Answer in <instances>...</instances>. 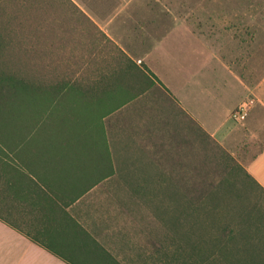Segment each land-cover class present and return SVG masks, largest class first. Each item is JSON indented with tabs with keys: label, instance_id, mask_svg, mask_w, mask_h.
<instances>
[{
	"label": "crops",
	"instance_id": "obj_1",
	"mask_svg": "<svg viewBox=\"0 0 264 264\" xmlns=\"http://www.w3.org/2000/svg\"><path fill=\"white\" fill-rule=\"evenodd\" d=\"M67 1L61 27L77 42L65 49L91 52L77 60L88 69L13 109L0 139V264H165L159 208L195 176L198 129L248 142L245 171L264 191V144L251 150L264 139V74H236L229 55L135 9L141 0Z\"/></svg>",
	"mask_w": 264,
	"mask_h": 264
},
{
	"label": "rangeland",
	"instance_id": "obj_2",
	"mask_svg": "<svg viewBox=\"0 0 264 264\" xmlns=\"http://www.w3.org/2000/svg\"><path fill=\"white\" fill-rule=\"evenodd\" d=\"M134 7L156 12L158 17L153 22L157 26L187 28L212 46L224 63L231 57L229 66L236 74H264V0H141ZM72 9L67 0H0V34L7 42L0 51V74L14 75L29 85L28 90L18 86L1 91L11 114L14 108L42 101L47 88L59 89L62 75L75 76L88 69L78 66L77 60H89L86 55L91 52L65 49L75 46L77 31L61 27L60 14ZM239 49L243 62L238 61ZM263 144L264 139L251 150ZM248 147L246 141L222 146L198 129L195 176L175 180L180 193L166 194L165 210L159 208V218L163 217L165 224V264H181L180 257L189 254L190 250L177 246L185 235L192 243L201 238L206 241L197 243L204 254L211 253L210 244L216 239L227 253L253 259L261 256L256 246L264 242V191L245 171ZM160 201L159 196V207ZM247 214L253 225L250 240L237 236V245H228L224 228L229 225L236 230L243 220L240 216ZM191 261L187 258L188 263Z\"/></svg>",
	"mask_w": 264,
	"mask_h": 264
},
{
	"label": "trees",
	"instance_id": "obj_3",
	"mask_svg": "<svg viewBox=\"0 0 264 264\" xmlns=\"http://www.w3.org/2000/svg\"><path fill=\"white\" fill-rule=\"evenodd\" d=\"M7 42L4 40L2 35L0 34V51L3 49L4 45ZM20 87L22 90H28L29 85L28 82L24 80H17L14 75H4L0 74V139H2L4 136V133H6V127L9 126V124L13 121L14 115L10 113L7 109L9 106L7 105V102L5 103V97L2 99L1 98V91L2 90H13L17 87ZM22 109V107H21ZM240 216V215H239ZM242 217V222L237 226V229H230L229 225H227L226 229L224 228V238L227 239L225 240L228 245L236 244V237L241 236V237H247V239L250 240L251 233L253 232L251 229L253 225H251L252 221L251 217L249 214L247 215H241ZM181 219L183 216L180 217ZM168 226H172V223H168ZM257 228V227H255ZM226 232V233H225ZM188 236V235H187ZM189 237H186V235L182 238L179 239V242L183 243L182 245L178 242L177 246L185 249H188L189 254L187 256H181L180 258L182 261L180 262L181 264H264V242H258V247L256 246V250L259 252L261 255L258 259H253L251 257H244V256H239L236 253H227L226 248H224V244H222L219 240L214 239V243L208 244L211 245L210 251L211 253L208 252V254L201 253V245L197 244L202 241H204L202 238L199 239V242L197 243H192L188 241ZM206 242V241H204ZM239 243L238 245H240ZM209 247V245L207 246ZM206 248V247H205ZM205 250V249H204ZM199 251V252H198ZM181 252V248L180 251ZM190 258L193 260L190 263L187 262V258ZM195 259V260H194Z\"/></svg>",
	"mask_w": 264,
	"mask_h": 264
},
{
	"label": "built area",
	"instance_id": "obj_4",
	"mask_svg": "<svg viewBox=\"0 0 264 264\" xmlns=\"http://www.w3.org/2000/svg\"><path fill=\"white\" fill-rule=\"evenodd\" d=\"M253 105V100H249V101H244L241 102L231 113V119L234 122H241L243 121L247 114L249 109L251 108V106Z\"/></svg>",
	"mask_w": 264,
	"mask_h": 264
}]
</instances>
